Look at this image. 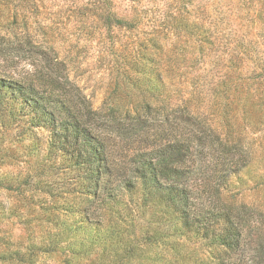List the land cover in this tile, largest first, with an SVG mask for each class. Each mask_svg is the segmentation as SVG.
Here are the masks:
<instances>
[{"label":"rangeland","instance_id":"obj_1","mask_svg":"<svg viewBox=\"0 0 264 264\" xmlns=\"http://www.w3.org/2000/svg\"><path fill=\"white\" fill-rule=\"evenodd\" d=\"M108 1L107 9L131 22L133 28L106 25L104 7L97 0H0L1 51L15 56L35 48L50 57L55 54L69 76L67 88L95 110L97 130L104 133L106 141L109 109L118 108L122 115L133 113L142 97L120 73L116 76V64L127 69L119 55L125 57L139 42L155 54L157 50L151 46L155 44L162 48L161 61L152 56L146 61L147 68L156 60L179 67L191 55L192 36L183 25L193 20L208 28L212 24L207 18L211 17L215 31L222 36L231 26L227 12L245 13V8L234 5L237 0ZM251 4L254 26L250 29L264 44L263 38L256 36L264 32L256 19L264 17V0H251ZM221 40H213L204 67L196 65L186 73L187 77L200 75L207 98L212 81L223 71L219 62L223 51L217 44ZM259 48L264 49L261 44ZM173 50L178 62L167 60L171 53L167 52ZM15 59L23 64L27 58ZM246 72L252 76L262 73L252 68ZM130 73L134 80L140 76L139 72ZM163 79L170 81L166 74ZM237 114L243 123L237 132L251 158L248 170L233 177L228 188L237 193L238 202L264 212V112L257 105L252 107L247 123L241 109ZM17 123L7 113H0V264H208L217 253L207 241L182 235L162 203L145 205L139 192L100 204L82 186V173L49 152L45 130ZM119 136L108 134L114 156L120 160L123 141ZM254 247L249 246L247 264L253 263ZM16 249L24 259L30 254L29 262H19V256L13 254Z\"/></svg>","mask_w":264,"mask_h":264},{"label":"trees","instance_id":"obj_2","mask_svg":"<svg viewBox=\"0 0 264 264\" xmlns=\"http://www.w3.org/2000/svg\"><path fill=\"white\" fill-rule=\"evenodd\" d=\"M97 2L104 7L106 25L133 28L107 9L108 0ZM234 5L245 8V13L227 12L231 26L222 36L211 17L208 28L193 20L183 25L192 36L189 53L193 56L185 65H162L156 60L147 68L146 61L153 57L161 61L162 48L155 44H151L155 54L139 42L125 57L119 55L127 69L116 64V76L120 73L142 97L133 113L122 115L118 108L109 109L107 141L97 130L95 110L67 88L69 76L59 66L63 62L35 48L15 56H6L0 49V113H7L13 122L45 130L49 152L82 173V186L100 204L139 192L145 205L161 202L182 235L195 236L218 249L208 264H247L251 244L256 254L252 264H264V212L238 202L237 193L228 188L233 177L248 170L251 158L237 132L243 124L237 111L241 109L246 123L252 107L257 105L264 112V49L259 48L264 44L250 29L254 26L251 0H237ZM256 19L264 31V17ZM212 33L217 36L212 38ZM256 36L264 41V32ZM218 37L222 38L217 44L223 51L219 61L223 71L212 81L207 98L200 75L187 77L186 73L208 63L209 50ZM167 53V60L178 62L176 50ZM16 56L27 59L22 64ZM247 68L262 73L252 76ZM130 70L140 76L134 80ZM163 74L170 79L168 83ZM110 132L123 141L120 160L111 149ZM13 254L23 263L31 256L24 259L18 249Z\"/></svg>","mask_w":264,"mask_h":264}]
</instances>
